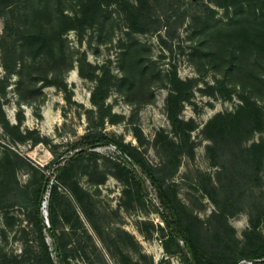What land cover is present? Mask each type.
Instances as JSON below:
<instances>
[{
  "label": "rangeland",
  "instance_id": "rangeland-1",
  "mask_svg": "<svg viewBox=\"0 0 264 264\" xmlns=\"http://www.w3.org/2000/svg\"><path fill=\"white\" fill-rule=\"evenodd\" d=\"M226 1L4 4L0 264H52L41 192L61 264H185L115 145L68 157L101 133L159 176L208 262L264 254V0Z\"/></svg>",
  "mask_w": 264,
  "mask_h": 264
},
{
  "label": "trees",
  "instance_id": "trees-1",
  "mask_svg": "<svg viewBox=\"0 0 264 264\" xmlns=\"http://www.w3.org/2000/svg\"><path fill=\"white\" fill-rule=\"evenodd\" d=\"M8 0H0V9L4 7V4L7 3ZM228 5H239L242 9H249L253 8V13L258 16V12L255 9L256 3L263 2V0H227L226 1ZM244 4H246L244 6ZM243 5V6H242ZM240 124V123H239ZM105 144H113L115 145L118 150L122 153L124 156L125 161L124 163H128L131 168L127 167V170L129 174L132 176V178L136 181L138 187L140 188L143 196L146 199H149L154 207L157 213L161 216L162 220L165 222L166 227L169 231V240H167L166 243H171V246H166L165 250L166 253L170 256H179L185 264H211L208 262L202 254L195 248L193 240L191 236L189 235L187 229L184 227L182 221L180 220L179 214L173 204L172 199L170 198L169 194L166 192V190L163 188L160 182V178L158 175L154 174L151 170L148 168L139 165V163L134 159L131 154L126 150V148L121 145L120 143L116 142L112 138H110L106 134H98L94 138L82 136L72 144V155L68 157H72L73 155H76L78 153L81 154H97L95 148L100 145ZM68 155V154H67ZM67 157V156H66ZM59 163L58 166H56V172L59 174L62 170L61 162L60 160H56L53 164ZM43 176H46L45 174L41 173ZM147 182L150 183V185L155 189L156 196L158 198V204L154 203L152 199L148 197L147 192ZM56 190V188H53ZM43 192H41L40 196L36 200V207L38 212V224L40 228V233L43 237V243L47 252V255L49 256V259L52 264H61V258L60 256H51V251L49 250V245L45 241V234L49 233L51 234V231L48 229L44 217L43 212L41 210V205L43 202ZM254 262V264H264V254L259 256L258 258H252L250 259Z\"/></svg>",
  "mask_w": 264,
  "mask_h": 264
},
{
  "label": "built area",
  "instance_id": "built-area-1",
  "mask_svg": "<svg viewBox=\"0 0 264 264\" xmlns=\"http://www.w3.org/2000/svg\"><path fill=\"white\" fill-rule=\"evenodd\" d=\"M238 264H254V262L252 260H249V261L242 260Z\"/></svg>",
  "mask_w": 264,
  "mask_h": 264
},
{
  "label": "water",
  "instance_id": "water-1",
  "mask_svg": "<svg viewBox=\"0 0 264 264\" xmlns=\"http://www.w3.org/2000/svg\"><path fill=\"white\" fill-rule=\"evenodd\" d=\"M47 184H48V178L45 180V183H44V189L47 188Z\"/></svg>",
  "mask_w": 264,
  "mask_h": 264
}]
</instances>
